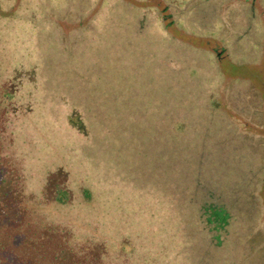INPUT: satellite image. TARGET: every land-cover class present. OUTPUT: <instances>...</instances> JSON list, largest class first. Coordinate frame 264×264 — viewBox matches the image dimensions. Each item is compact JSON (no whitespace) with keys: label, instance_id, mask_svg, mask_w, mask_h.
I'll use <instances>...</instances> for the list:
<instances>
[{"label":"rangeland","instance_id":"rangeland-1","mask_svg":"<svg viewBox=\"0 0 264 264\" xmlns=\"http://www.w3.org/2000/svg\"><path fill=\"white\" fill-rule=\"evenodd\" d=\"M189 1L199 2L0 0V73L19 69V62L36 66L37 89L32 102H2L0 142L5 131L13 150L1 152L13 154L10 163L23 183L38 182L45 168L47 197L68 177L77 197L91 191L92 205L110 207L112 220L141 216L150 229L165 198L153 186L156 149L165 147L177 169L170 179L174 201L167 199L163 210L166 231L179 240L174 256L169 246L148 242L139 245L141 256L127 248L113 260L264 264V6L254 1L257 20L234 48L217 16L206 23L194 10V23L176 19L171 9L189 8ZM19 73L9 80L10 91ZM139 203L148 206L149 220L134 210ZM209 204L231 213L221 224L219 246L213 222L188 212ZM102 212L99 207L97 215ZM26 226L29 245L48 255L58 251L43 225ZM148 239L158 241V233ZM57 261L87 264L72 254Z\"/></svg>","mask_w":264,"mask_h":264},{"label":"trees","instance_id":"trees-1","mask_svg":"<svg viewBox=\"0 0 264 264\" xmlns=\"http://www.w3.org/2000/svg\"><path fill=\"white\" fill-rule=\"evenodd\" d=\"M254 1L255 0H199V2L194 5L189 1V8L187 5L183 9H175L174 7L171 9V13L173 15L175 14L176 19L179 17H188L193 20V23L195 22L194 19L197 17L194 10H198L199 17L206 23H208L207 18L209 16H214L215 18L217 16L218 19H221L222 23H220L219 26L223 25L225 30L227 27L228 31H226L229 39L227 43H232L234 48H236L239 43L242 41L244 42V39H242L243 35L250 32L254 25V21L257 20V16L259 15L256 12V4H254ZM259 2L264 6V0H259ZM236 17H238L239 24L234 26V24L231 23L235 21ZM176 19L174 21H176ZM227 21L230 22L231 26L227 25ZM219 31L218 33H220ZM11 66H9L10 69L7 71L3 68L0 73V106L3 101L11 97H16L19 103H24L26 100H31L32 102L37 90L34 85V83H36V66L29 65L25 68L23 62H19V69H11ZM17 72L20 73L18 77L15 78L17 79L16 87L10 91L7 87L9 80L14 77ZM23 115L25 117V114ZM23 115H21L22 118L19 119L21 120L20 122L24 121ZM4 133V140L2 138V143L4 145L0 142L2 146L0 149V264H61L57 261V258L59 256H68L69 254L79 256V258L83 259L87 264H122L120 260L117 262L113 260L115 259L114 252H125L127 248H130L131 252L133 251L138 253V256H141L142 251L139 245H147L148 242L158 246H169L172 251L171 255L174 256L175 249L173 250V243L175 240L178 243L179 240L175 234L166 231V227L169 226V223L167 219L165 221L163 210H166L167 213V199L170 200V203L174 201V187L176 186L174 185V180L170 181V179L172 178V171L175 176L177 169L174 167L173 161L170 163L169 150L167 148L164 147L165 149L163 148L162 151H160L161 149L159 150V147L156 149L159 153L157 154V162L156 165H154L155 170L153 173L154 182L156 183H153V186L159 185L160 190L165 194V198L159 199V204H161L159 211L162 214L156 218L159 219V221H155L153 225L148 224L150 229H147L146 221L143 222L141 216L137 217L139 220H130L127 221V223H125L123 217L118 220L109 218L108 213L110 212V207L109 210H107L103 203L101 205H97V203L92 205L93 196L91 191L86 196L84 195L83 200H81L80 196L77 197L78 195L74 194L73 190L71 191V189L66 186L67 184H73L68 177V183H55L54 188L50 190L51 192L49 191L51 195L47 197V189H45L46 181H42L45 178V168H42L43 176L42 178H38V182L35 181L33 184V182L30 183L25 178L24 181H26L24 185L22 180L23 176L18 174L19 171L17 168L15 169L17 166L10 163L13 162L11 159L13 154L10 151L9 155L1 152L3 147L9 148L11 151L13 150L11 139L8 140L5 131ZM83 133L84 132H82L81 135ZM0 136L2 137V133ZM150 150L153 149L151 148ZM160 159H166L165 163H161ZM57 166L58 165H56V167ZM56 167H53V170L49 169L47 171V176L55 172ZM143 179H139L138 187L140 188L143 186ZM163 180H166V184ZM149 182L151 181L149 180ZM153 186L152 188L155 189ZM24 187L26 190H24ZM127 188L129 189V187ZM145 195L146 194H142L143 197H145ZM99 207H103V212L97 215V209ZM147 208L148 206H141V203H139L138 208L134 210L143 213L144 216H146L144 219L149 220V212L144 213ZM199 208L200 207L189 208L188 212H191L194 218L196 216L201 218L205 215L206 220L213 222L210 227L212 230L211 232H213V230L218 231L211 234L212 237H218L214 245L219 246L221 224L227 221V216L229 217L231 213L226 211L223 207L213 208L211 204L208 205V209L206 210H201ZM173 211L174 215H178L175 209ZM184 215L187 216L186 213ZM34 222H38L41 226L43 225L47 229L48 234L54 235L53 237L56 239L59 246L55 254L48 255L45 251L41 252L39 248H34L35 246H31L25 241L28 234H26L24 229L27 227L26 225ZM143 230L147 232L143 233ZM156 232L158 233V241L148 239L151 233ZM133 233L136 235L133 236ZM113 235L115 238L111 237ZM205 235L207 237V234ZM125 237H127L128 240H126ZM184 239L185 236L181 238L180 242H184ZM127 245L129 247H127ZM136 246H138V248ZM119 247H121V249ZM154 252H159V254L162 255V252L159 250H154ZM169 264H172V261Z\"/></svg>","mask_w":264,"mask_h":264},{"label":"crops","instance_id":"crops-1","mask_svg":"<svg viewBox=\"0 0 264 264\" xmlns=\"http://www.w3.org/2000/svg\"><path fill=\"white\" fill-rule=\"evenodd\" d=\"M234 22H235V23H234ZM226 23H227L228 26H229V25L231 26V24H234V26H237V25L239 24L238 17H236V18H235V21H233L231 24H230L229 21H227Z\"/></svg>","mask_w":264,"mask_h":264}]
</instances>
